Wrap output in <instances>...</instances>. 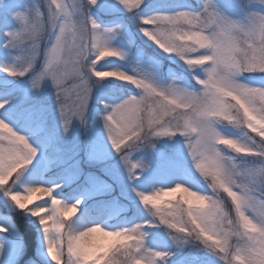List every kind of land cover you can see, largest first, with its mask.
I'll return each mask as SVG.
<instances>
[{
    "label": "snow or ice",
    "instance_id": "snow-or-ice-1",
    "mask_svg": "<svg viewBox=\"0 0 264 264\" xmlns=\"http://www.w3.org/2000/svg\"><path fill=\"white\" fill-rule=\"evenodd\" d=\"M117 9L121 15L113 18ZM94 12L111 23L102 26ZM15 20L19 30L5 33L4 47L16 55L0 71L17 81L27 77L32 89L50 80L65 134L74 120L84 124L95 85L114 80L124 86L103 104L101 117L123 166L125 176L117 178L126 180L136 207L116 225L94 214L83 197L61 199L62 184L31 174L37 151L6 122L9 100L0 102V210L35 228L45 264H169L183 249L191 251L175 264H201L200 252L220 264H264V87L241 79L264 81V14L253 10L233 19L214 0L197 7L190 0H46V12L34 5L16 12ZM129 21L145 46L176 62L181 75L170 72L162 83L152 56L139 48L129 56L120 45ZM105 58L115 59L100 64ZM112 60H127L130 70H105ZM174 137L190 161L183 178L166 188H138L142 177L146 183L154 178L133 154ZM174 164L180 168L179 160ZM40 193L50 203L30 207ZM176 193V204L163 199ZM15 243L9 219L0 216V264H16Z\"/></svg>",
    "mask_w": 264,
    "mask_h": 264
},
{
    "label": "rangeland",
    "instance_id": "rangeland-1",
    "mask_svg": "<svg viewBox=\"0 0 264 264\" xmlns=\"http://www.w3.org/2000/svg\"><path fill=\"white\" fill-rule=\"evenodd\" d=\"M173 0H154V3L167 5ZM190 3L197 7L200 0H190ZM226 14L233 19L242 20L249 11H257L264 14V7L259 5L245 6L244 0H214ZM36 6L41 11L46 12V0H0V67L13 65L12 57L16 55L14 50L4 47L7 43L6 32L18 31L19 24L15 20V13H27L30 8ZM94 18L102 26H107L111 20L100 12L93 13ZM121 15L117 9L115 16ZM128 30L125 34L126 39L120 45H127L125 50L130 57H134L136 50L142 49L157 63V71L162 83H167L172 76L170 72L179 76L182 71L178 64L173 60L163 58V54H154L153 48L145 46L143 38L139 36L134 25L129 21ZM47 41L45 35L41 41L40 62L43 61V43ZM119 46V45H118ZM159 50H155L158 53ZM115 58H105L100 64ZM144 63L143 60L140 61ZM39 69V64L36 65ZM105 70L117 68L130 70L128 61H109L105 65ZM113 79V78H103ZM242 80L257 86L264 87V81L260 79L249 80L247 76ZM194 84L195 82L192 81ZM71 86L70 84L68 85ZM117 81H103L94 86L92 95L85 113L84 124L74 120L69 131L65 134L60 126V116L56 102L55 92L50 80L45 79L41 82L39 89H32L27 77L23 81L14 80L0 71V102L9 100L12 105L9 119L6 121L19 134L25 135L30 145L36 149L37 157L29 165L32 175L39 176L43 180L60 183L63 186L61 199L71 203L75 199L83 197L86 206L95 214L100 212V218L106 219L108 224H120L125 219H131L136 207L132 206L130 190L127 182L117 178V173L121 178L125 176L123 166L119 163V157L111 152V148L103 135L102 120L104 115V103H112L120 90L123 88ZM7 89V94L3 89ZM22 105L23 108H17ZM8 107V105H6ZM0 118L2 114H0ZM227 151V149H225ZM133 160H142L148 163L150 177L154 182L146 183L144 177L138 182L137 187L146 186L148 190L153 187L173 186V180L182 179V170H187L190 161L187 158L183 143L179 137L172 140L161 139L155 143L153 148H145L133 154ZM179 160L180 168L174 164ZM202 183V181H201ZM125 193L129 195L126 196ZM180 193L174 197H164L165 201L176 204ZM49 200L46 194H36L30 207L37 203ZM50 203V200H49ZM138 207V202H135ZM85 205H82V208ZM186 208L187 205H184ZM195 207V205H194ZM0 216H6L14 229L15 246L13 255L16 264H45L46 257L42 256V242L31 224H21L12 218L8 212L0 210ZM70 217V219H73ZM32 228V229H31ZM33 232L34 242L32 249L28 241L25 240L24 231ZM32 251V252H28ZM189 249L181 250L180 254L174 256L169 264L181 256L189 255ZM188 253V254H186ZM201 264H219L220 262L207 253L197 254ZM5 254L4 259L7 260Z\"/></svg>",
    "mask_w": 264,
    "mask_h": 264
},
{
    "label": "trees",
    "instance_id": "trees-1",
    "mask_svg": "<svg viewBox=\"0 0 264 264\" xmlns=\"http://www.w3.org/2000/svg\"><path fill=\"white\" fill-rule=\"evenodd\" d=\"M225 199H227V197H225ZM230 203V202H229ZM20 223V222H19ZM23 224V223H21ZM32 229V228H31ZM24 235H25V240L28 241L29 247L32 249L33 246V242H34V236H33V232L30 230H26L24 231ZM190 250V249H189ZM191 251V250H190ZM28 252H32V251H28ZM188 254V253H186ZM220 264V263H219Z\"/></svg>",
    "mask_w": 264,
    "mask_h": 264
},
{
    "label": "clouds",
    "instance_id": "clouds-1",
    "mask_svg": "<svg viewBox=\"0 0 264 264\" xmlns=\"http://www.w3.org/2000/svg\"><path fill=\"white\" fill-rule=\"evenodd\" d=\"M259 3V0H244V4L245 6H249L250 3ZM260 6H264V5H260Z\"/></svg>",
    "mask_w": 264,
    "mask_h": 264
}]
</instances>
